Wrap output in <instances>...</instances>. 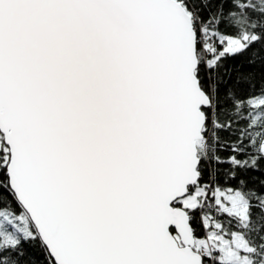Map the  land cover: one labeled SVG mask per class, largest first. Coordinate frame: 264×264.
<instances>
[{
	"label": "snow or ice",
	"instance_id": "snow-or-ice-1",
	"mask_svg": "<svg viewBox=\"0 0 264 264\" xmlns=\"http://www.w3.org/2000/svg\"><path fill=\"white\" fill-rule=\"evenodd\" d=\"M244 64L264 0H0V264H264Z\"/></svg>",
	"mask_w": 264,
	"mask_h": 264
},
{
	"label": "trees",
	"instance_id": "trees-1",
	"mask_svg": "<svg viewBox=\"0 0 264 264\" xmlns=\"http://www.w3.org/2000/svg\"><path fill=\"white\" fill-rule=\"evenodd\" d=\"M240 59L241 58H237L236 60H232V61H229V63L231 64H239L240 63ZM240 71L242 72H252V71H255L257 73V75L259 76V74L261 73V71H264L262 69H260L259 67H251L247 64H244L241 68H240Z\"/></svg>",
	"mask_w": 264,
	"mask_h": 264
}]
</instances>
